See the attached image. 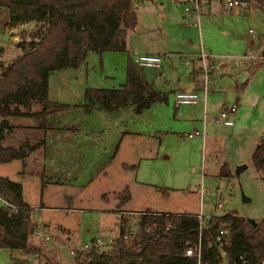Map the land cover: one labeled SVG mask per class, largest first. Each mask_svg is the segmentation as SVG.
Listing matches in <instances>:
<instances>
[{
	"label": "rangeland",
	"instance_id": "374dc122",
	"mask_svg": "<svg viewBox=\"0 0 264 264\" xmlns=\"http://www.w3.org/2000/svg\"><path fill=\"white\" fill-rule=\"evenodd\" d=\"M159 1L156 7L149 0L137 5V24L127 30L126 42L133 54L150 47L162 57L158 71L145 68L144 73L157 90L167 94V101L138 114L129 106L86 113L77 106L84 101V88H117L126 78V69L120 70L114 62V78L105 81L100 76L102 63L97 53L91 52L85 61L88 74L85 62L78 73L69 68L50 74V99L67 106L47 118L52 128L40 131L42 137L20 130L38 125V120L9 119L14 126L9 135L13 137H7L5 145L17 146L32 137L28 139L31 142L45 140L26 161L24 173L22 161L13 160L0 163V176L21 183L33 222L37 227L45 225L50 239L31 236L42 255L0 249V264H11L14 259L27 264H77L70 248L99 238L104 242L101 251L108 250L120 237L122 220L126 232L136 230L140 213L147 211L194 213L203 219L224 212L255 221L264 218V170L255 169L251 160L260 135L257 132L264 129V108L259 105L264 97V71L257 70L254 75L245 72L256 60L248 56L258 54L264 43V5L244 3L229 8L212 1L199 25L185 28L175 0H161L164 5ZM173 16L178 23L171 21ZM8 20V9L0 6L2 64L28 50L38 28L35 22L5 27ZM145 29L151 31L144 33ZM250 29L254 35L249 34ZM201 46L213 58L206 69L198 56H192ZM191 69V83L203 81L205 70L208 72L205 103L201 100L175 107L174 94L186 88ZM106 73L111 71L106 69ZM247 77V85L240 90L237 86ZM198 94L204 96L202 90ZM236 102L240 106L234 126L216 125L214 117L221 106ZM40 109V104L32 106L33 111ZM203 122L204 139L182 138L201 131ZM224 163L230 176L220 174ZM240 165L246 168L237 175L235 169ZM40 173L47 177L44 186ZM126 187L130 198L119 205L117 193ZM226 263L225 257L221 264Z\"/></svg>",
	"mask_w": 264,
	"mask_h": 264
},
{
	"label": "trees",
	"instance_id": "16d2710c",
	"mask_svg": "<svg viewBox=\"0 0 264 264\" xmlns=\"http://www.w3.org/2000/svg\"><path fill=\"white\" fill-rule=\"evenodd\" d=\"M240 1L264 5V0ZM0 6L9 13L5 27L38 24L30 48L7 64L0 62V163L22 160L24 173L26 161L44 140L25 139L17 146L5 145L6 136L14 128L9 118L32 117L39 122L34 129L45 131L47 117L67 106L49 100V75L79 68L90 52L100 55V62L104 52H126V78L117 88H85L84 101L77 106L86 113L130 105L138 114L156 102L166 101L167 94L154 87L127 51L126 32L137 24L133 0H0ZM2 50L0 47V56ZM260 55L263 59L252 61L250 72L264 67V45ZM34 104H40L41 109L33 111ZM251 160L255 169L264 170V134L258 138ZM40 174L44 186L47 177ZM220 174L231 175L227 163L222 164ZM22 192L21 183L0 176V249L40 254L41 248L30 239L37 225ZM116 197L119 205L126 202L130 198L128 188ZM139 216L131 237L124 239L122 220L120 237L108 250L80 251L75 256L77 264H221L224 257L226 264H264V218L253 226L235 212L210 215L203 223L198 214L192 213L147 211ZM222 228L228 230L224 239L219 236ZM198 248V256L185 255L187 249L197 253Z\"/></svg>",
	"mask_w": 264,
	"mask_h": 264
},
{
	"label": "built area",
	"instance_id": "2783aa9c",
	"mask_svg": "<svg viewBox=\"0 0 264 264\" xmlns=\"http://www.w3.org/2000/svg\"><path fill=\"white\" fill-rule=\"evenodd\" d=\"M176 2H179L182 6L183 12L186 15H191L193 16V21L190 22L189 24L198 26L199 21L201 16L204 14L209 9V5L211 1H218V0H175ZM223 2L227 7L229 8H234V7H240L244 4V2H241L240 0H223L220 1ZM249 34L254 35V31L252 29L249 30ZM199 59L203 63V66L206 69V63L210 60H213V58L210 57V55L206 54L202 46L200 48L199 54H198ZM249 58H253L256 60H262L263 57L260 55V51L258 54H251L248 56ZM133 61L138 64L139 66L145 68H158L161 64V56L157 54H150V53H134L132 55ZM247 58V57H246ZM204 79L203 81L200 82V89L204 92V96L200 98L198 94V90L195 88L191 89H184V90H177L174 94V105L175 107H178L180 105H187V104H194L199 102L200 100H203L205 102V96L208 91V72L205 70L204 72ZM238 109V102L234 104H226L223 105L219 113L215 115L214 117V123L216 125H221L225 127H230L234 124V118L235 114ZM204 124V123H203ZM196 136H205L204 130L203 131H198L195 130L193 132L187 133L186 135L183 136L184 139L187 138H192ZM218 208L221 207V204L217 205ZM200 223H203L205 219L203 217L199 216ZM135 232V230H128L126 234L124 235V239H127L128 237H131L132 234ZM228 235V230L226 228H222L219 231V236L220 238H226ZM31 236L34 239H41L48 241L50 239V236L46 233V230L44 227H37L33 230ZM104 244V242L97 238V239H92L89 243H84L80 247H74L70 248L69 253L70 255H77L80 251H85L89 250L91 248L94 249H100L101 246ZM61 247H65L63 244H61ZM200 248V247H199ZM199 248L197 253H194L191 249H187L185 251V255L191 256L196 254L197 256L199 255Z\"/></svg>",
	"mask_w": 264,
	"mask_h": 264
},
{
	"label": "crops",
	"instance_id": "0c3cea01",
	"mask_svg": "<svg viewBox=\"0 0 264 264\" xmlns=\"http://www.w3.org/2000/svg\"><path fill=\"white\" fill-rule=\"evenodd\" d=\"M134 1V3H135V0H133ZM145 0H139L138 1V3H135V7H136V13H137V5H139L140 3H143ZM148 1V0H147ZM150 2H152V4L154 5V4H156L157 2L156 1H158V0H149ZM174 1V0H173ZM176 4H178L179 6H180V9H181V12H180V19L183 21V23H184V26H185V28H189L190 26H192V27H195V25H191V24H189L190 22H192L193 21V16H191V15H186V14H184V12H183V9H182V6H181V4L179 3V2H176V1H174ZM212 2V1H211ZM159 4L160 5H164V2L163 1H159ZM155 6V5H154ZM210 6V5H209ZM156 7V6H155ZM205 14V13H204ZM203 14V15H204ZM171 21H175L176 23H178V21H177V16H173L172 17V20ZM182 23V22H181ZM151 30H146L145 29V31H144V33H147V32H150ZM13 39L14 40H16L17 39V37L15 36V37H13ZM135 39H136V41H138V42H142L143 40L142 39H140V38H138V37H135ZM192 41V40H191ZM126 45H127V42H126ZM263 45H264V43L262 44V47H263ZM153 48H145V49H139V51L141 52V53H150V54H157V55H159L158 53H154L153 52V50H152ZM127 51L131 54V56L133 55V52L132 51H130L129 49H128V45H127ZM91 53V52H90ZM198 54L199 53H192V56L193 55H195V56H198ZM97 58H98V60H99V62H100V55H98L97 54ZM160 56V55H159ZM88 57H90V54H88L87 55V57H86V59H85V61L87 60V58ZM162 58V57H161ZM195 59H196V57H195ZM195 59H189L188 60V62L189 61H192V60H195ZM84 61V62H85ZM112 61V62H111ZM126 61H127V53L126 52H113V51H107V52H104V53H102L101 54V62H100V64L102 63V69L100 70V76L102 77V76H104V79H105V81H106V79H111V78H114L113 77V74L115 73V71H117V68H114L113 66H112V64L114 63V62H117V64H118V66H119V69L121 70V69H126ZM83 62V63H84ZM161 62H162V60H161ZM85 64H86V62H85ZM83 65V64H82ZM161 65V64H160ZM189 65H191V67H192V69H193V66H192V64L191 63H189ZM86 68H85V73L86 74H88V70H89V66L86 64V66H85ZM113 68L115 69L114 70V72L112 73V70H113ZM146 69H147V67H145ZM145 68H143V69H145ZM250 68V67H249ZM249 68L248 69H246L245 70V72L247 73V74H255L256 72H257V70L258 71H264V68L263 69H260L259 70V68L258 69H256V70H254V71H252V72H250V70H249ZM67 69H69V68H67ZM106 69H107V71H111V73L110 74H108V73H106ZM149 69H151V70H154V71H158L159 69H160V66L158 67V68H149ZM192 69H191V72H190V82L188 83V85L186 86V88H183V89H186V90H188V89H191V87L192 88H195V89H197V90H199L200 89V81H194V82H192L191 83V73H192ZM62 70H64V69H62ZM73 70H75L77 73L80 71V68H77V69H73ZM56 72H58V71H56ZM54 73V72H53ZM52 74V73H51ZM233 74V72H229V74L228 75H232ZM225 76V75H224ZM49 77H50V75H49ZM246 81H247V83H248V81H249V79H248V77L246 78ZM153 85H154V83H153V81H150ZM247 83L245 84V85H243V86H241V84L239 85V86H237V87H239V89L240 90H242L243 89V87H245L246 85H247ZM121 85V84H120ZM119 85V86H120ZM155 87V86H154ZM84 90H85V88L83 89V92H84ZM179 90V89H178ZM239 90V91H240ZM159 91V90H158ZM160 92H162V91H160ZM162 93H164V92H162ZM50 96V88H49V78H48V97ZM262 100H260V102H259V105L261 106V107H263L264 108V97H262L261 98ZM49 100H51L50 99V97H49ZM51 101H53V100H51ZM166 101H167V99H166ZM201 101V100H200ZM54 102H56V101H54ZM157 103V102H156ZM199 102H197V103H194V105L195 104H198ZM205 103V102H204ZM155 104V103H154ZM239 104H240V102H239ZM238 104V108H239V105ZM153 105V104H152ZM151 105V106H152ZM225 105V104H224ZM150 106V107H151ZM129 107L131 108V110L133 109V107L132 106H130L129 105ZM149 107V108H150ZM222 107V106H221ZM148 109V108H147ZM204 109H205V105H204ZM118 110V109H117ZM145 110V109H144ZM238 110V109H237ZM93 111H97V112H103V111H105L104 109H102V108H97V109H95V110H93ZM115 111V110H114ZM53 114V113H52ZM51 114V115H52ZM50 116V115H49ZM48 116V117H49ZM47 117V118H48ZM20 118V117H19ZM23 118V117H22ZM10 119V118H9ZM204 123V122H203ZM12 124V123H11ZM15 124V123H14ZM13 125V124H12ZM18 125H22V124H18ZM23 126V125H22ZM27 126V125H26ZM37 125H35V124H33V125H28L27 127V129H24V128H21L20 130H21V132H23V133H27V134H29V135H34V136H36L37 134H38V136H41L42 137V132H35V131H37V130H35L34 128L36 127ZM234 126V124L232 125V126H230V127H233ZM25 127V126H24ZM48 127H51L52 128V126H50L48 123H47V129H48ZM53 128H54V126H53ZM17 129H19V128H17ZM29 131V132H25V131ZM204 130V133H205V123L202 125V130L201 131H203ZM46 132V131H45ZM168 132H165L163 135H161L160 137H164L166 134H167ZM170 133H173V132H170ZM98 134L99 133H96V135L95 136H98ZM162 134V133H161ZM257 134H260L259 136H258V138L262 135V134H264V129L263 128H261L260 129V132H257ZM184 135H186V134H183L182 135V138H183V136ZM7 137H13V135H7L6 136V142H7ZM46 137L47 136H45V139H46ZM158 138H159V136H157ZM205 137V136H204ZM204 137H202V136H196V137H192V138H201V139H204ZM35 137H32V138H28L29 140H32V139H34ZM49 138V137H48ZM175 138L176 139H179L178 137H176L175 136ZM25 139H27V138H25ZM24 139V140H25ZM188 139V138H187ZM190 139V138H189ZM36 141V140H35ZM45 141V140H44ZM32 156V155H31ZM29 160H30V158H29ZM22 161V160H21ZM22 163H23V161H22ZM23 165V164H22ZM130 192V191H129ZM0 202H3L1 199H0ZM149 212V211H148ZM152 213H161V212H152ZM165 213H169V212H165ZM173 214H178V213H173ZM192 214H194V213H192ZM44 227H45V225H44ZM68 238H70V237H68ZM40 255H42V254H40ZM225 258V257H224ZM226 262H227V259H226ZM21 263H23V264H27L25 261H23V260H20V259H14V260H12L11 261V264H21Z\"/></svg>",
	"mask_w": 264,
	"mask_h": 264
},
{
	"label": "water",
	"instance_id": "95a60500",
	"mask_svg": "<svg viewBox=\"0 0 264 264\" xmlns=\"http://www.w3.org/2000/svg\"><path fill=\"white\" fill-rule=\"evenodd\" d=\"M245 168H246L245 165L237 166L236 169H235V174L238 175V174H239L241 171H243ZM243 200H244V201H248L249 198H245V197H243ZM247 221H248L250 224H252L253 226L256 225V221H255L254 219H252V218H247Z\"/></svg>",
	"mask_w": 264,
	"mask_h": 264
}]
</instances>
